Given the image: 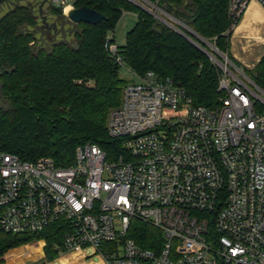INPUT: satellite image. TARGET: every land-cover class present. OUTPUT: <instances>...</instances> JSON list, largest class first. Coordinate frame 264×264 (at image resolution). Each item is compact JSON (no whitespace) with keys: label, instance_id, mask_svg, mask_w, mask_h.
<instances>
[{"label":"built area","instance_id":"2783aa9c","mask_svg":"<svg viewBox=\"0 0 264 264\" xmlns=\"http://www.w3.org/2000/svg\"><path fill=\"white\" fill-rule=\"evenodd\" d=\"M56 2L67 16L69 0ZM254 3L264 10V0L228 1L231 30ZM208 43L223 93L216 108L195 107L171 79L133 73L107 123L122 153L82 145L58 167L0 151V232L63 222L55 249L101 264H264V89ZM107 49L122 67L118 46ZM134 220L160 232L154 249L130 238Z\"/></svg>","mask_w":264,"mask_h":264},{"label":"trees","instance_id":"16d2710c","mask_svg":"<svg viewBox=\"0 0 264 264\" xmlns=\"http://www.w3.org/2000/svg\"><path fill=\"white\" fill-rule=\"evenodd\" d=\"M145 1L157 4L204 39L214 40L222 53L229 52V0ZM73 2L74 8L87 6L105 19L97 25L75 24L70 41L47 44L43 39L41 46L31 47L37 39L20 31L24 24L36 21L27 8L14 9L0 21V151L26 162L51 158L58 167L73 165L77 148L88 142L109 157L122 153L121 141L108 135L107 123L111 111L121 105L129 81L121 78V67L107 42H114L108 33L124 12L138 16L125 45L118 47L132 73L143 76L152 71L161 80L171 79L195 107L220 105L219 68L185 37L129 0ZM228 57L237 64L229 53ZM248 77L264 89V56ZM66 231V224L60 222L32 235L0 232V264H9L14 250L37 240L45 243L48 261L53 260ZM130 238L143 248L154 249L160 232L134 220Z\"/></svg>","mask_w":264,"mask_h":264},{"label":"rangeland","instance_id":"374dc122","mask_svg":"<svg viewBox=\"0 0 264 264\" xmlns=\"http://www.w3.org/2000/svg\"><path fill=\"white\" fill-rule=\"evenodd\" d=\"M21 1L23 4H29V3L35 4L33 13L34 15H37L38 1L40 2L42 0H21ZM135 1L142 4L147 9H149L153 14H156L157 16L162 17L166 21L170 22L177 28L184 29L183 31L184 33L187 32L188 34H190L189 36L193 39L195 37L196 39V40L194 39L195 41L201 44L208 52L213 53L211 51V47L206 43V41L216 46L214 40L210 41L205 39L204 41L196 37L195 35H192L189 32V29L186 28V25H184L182 22H181L182 24H180L179 23L180 21H175L171 17L167 16L164 13L165 10L159 8L157 4H152L145 0H135ZM73 3H74L73 0H69V4L72 7H74ZM157 7L159 9H157ZM10 9L11 7L9 6H3L2 8H0V20ZM56 9L58 10L51 11L48 10L46 6L44 8V14L47 15L48 21L58 22V26L60 30H62L63 32L61 33V35H59L56 38L53 36V34H47L44 37V41L47 44L48 43L50 44L53 41H59L61 39H68L70 41L73 37L74 32L77 30V26L68 19V17L64 14L63 10H60L61 8L58 4H56ZM59 10L62 11V13ZM137 22H138V16L135 13L124 12L123 17L117 24L116 28L108 33L109 40L113 39L114 44L118 47L124 46L128 32H130L135 27ZM242 22L243 20H241L239 25L234 30L230 29V31H232V36L230 38V49L228 53L237 64L233 63L231 59L229 60L248 76L249 71H253L256 68V66L260 63L262 57L264 56V42L262 39H260L261 42L260 44L258 43L255 37H251V36L245 37L244 35H241L240 33L246 29L238 31L237 33V28L241 25ZM256 22H260V26H263L262 37L264 38V15L263 16L261 15ZM38 25H40V20L37 17L34 25L24 24L22 28H20V31H23L26 34L30 33L37 39L35 43L30 44L31 47H39L42 45L40 41L43 40L42 39L43 37L40 35V33L37 30L39 28ZM228 53H224V54L228 56ZM120 76L121 78L127 81L137 80L136 77L133 75V73L130 71V69L125 65H123L120 68ZM1 105L2 103L0 102V106ZM87 144H93V143L88 142L85 145ZM58 253L59 255L57 256V258L48 261V259L46 258L45 243L40 240L32 241L14 250L9 259V264H101L98 257L91 258V256L93 255L89 256L88 252L76 251V252H67V253L58 252Z\"/></svg>","mask_w":264,"mask_h":264},{"label":"water","instance_id":"95a60500","mask_svg":"<svg viewBox=\"0 0 264 264\" xmlns=\"http://www.w3.org/2000/svg\"><path fill=\"white\" fill-rule=\"evenodd\" d=\"M129 1L132 2V3H134L135 5H137L138 7L142 8L143 10L147 11L148 13L152 14L156 19H158L159 21H161L162 23H164L168 27L172 28L174 31H176L177 33H179L180 35H182L183 37H185L190 43H192L199 50L203 51L208 56H210L206 51L203 50V48L201 47V45L197 41H195L189 35H187L183 31H181L179 28H177L176 26H174L170 22L166 21L162 17H159L156 14H153L149 9H147L146 7H144L142 4L136 2L135 0H129ZM3 2H4V0H0V6H1V4ZM157 9H159V8L157 7ZM164 13L167 16L171 17L173 20L178 21L175 18H173L171 15H169L167 12L164 11ZM67 17L74 24L86 23V24H91V25H97V24L101 23L105 19V16L104 15L100 14L99 12H97V11H95V10L87 7V6H84V7H81V8H73L68 13ZM179 23L182 24L181 22H179ZM186 28L189 29V32L192 35H195L196 37H198V38H200V39H202V40L205 41V39L203 37L199 36L197 33H195L194 31H192L190 28H188L187 26H186ZM206 42L208 43V41H206ZM218 53L223 58L228 59V56L225 55L224 53L220 52L219 50H218Z\"/></svg>","mask_w":264,"mask_h":264},{"label":"flooded vegetation","instance_id":"af4514ba","mask_svg":"<svg viewBox=\"0 0 264 264\" xmlns=\"http://www.w3.org/2000/svg\"><path fill=\"white\" fill-rule=\"evenodd\" d=\"M56 4H57L56 0H42L40 2L38 1V5H37L38 6L37 15H34V13H33L34 12L33 9L35 7L34 6L35 4H30V3L29 4H23L21 0H4V2L1 4L0 8H2L3 6H9V7H11V9L6 12V14L3 16V18L9 12H11L14 9H17V8H27V9H30V11L32 12V14L36 18L38 17L39 20H40V25H38L39 28L37 30L40 33V35L43 37L42 39H44V37L47 34H53V36L56 38L59 35H61V33L63 32L62 30H60V28L58 26V22L48 21L47 15L44 14V8L46 6H47L48 10L55 11L56 10ZM1 55H2V49H0V57H1Z\"/></svg>","mask_w":264,"mask_h":264},{"label":"crops","instance_id":"0c3cea01","mask_svg":"<svg viewBox=\"0 0 264 264\" xmlns=\"http://www.w3.org/2000/svg\"><path fill=\"white\" fill-rule=\"evenodd\" d=\"M264 15V10L258 5V4H252L250 7L249 12L245 15L243 22L241 23V25L237 28V33L238 31L244 30L242 31L240 34L244 35L245 37H255L258 41V43L261 44L260 39L263 40L264 42V38L262 37L263 35V26H260V22H256L258 20V18H260V16ZM256 19V20H255ZM251 20V22H250ZM249 21V23H248ZM254 21V22H252ZM246 23L248 24L247 27H243V24ZM249 28V29H247Z\"/></svg>","mask_w":264,"mask_h":264},{"label":"bare ground","instance_id":"6f19581e","mask_svg":"<svg viewBox=\"0 0 264 264\" xmlns=\"http://www.w3.org/2000/svg\"><path fill=\"white\" fill-rule=\"evenodd\" d=\"M71 10H72L71 7L67 5V7L65 8V12H66V14H68ZM248 12H249V11H248ZM255 20H256V19H255ZM250 22H251V20H250ZM252 22H254V21H252ZM248 23H249V21H248ZM249 24H250V23H249ZM247 26H248V24H246V23L243 24V27H247Z\"/></svg>","mask_w":264,"mask_h":264}]
</instances>
